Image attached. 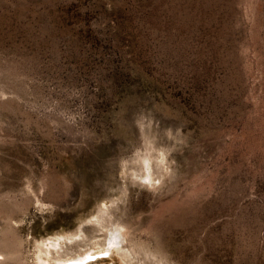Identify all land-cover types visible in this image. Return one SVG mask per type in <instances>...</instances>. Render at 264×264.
I'll use <instances>...</instances> for the list:
<instances>
[{"label": "rangeland", "instance_id": "rangeland-1", "mask_svg": "<svg viewBox=\"0 0 264 264\" xmlns=\"http://www.w3.org/2000/svg\"><path fill=\"white\" fill-rule=\"evenodd\" d=\"M107 207L135 264H264V0H0V264Z\"/></svg>", "mask_w": 264, "mask_h": 264}, {"label": "bare ground", "instance_id": "bare-ground-1", "mask_svg": "<svg viewBox=\"0 0 264 264\" xmlns=\"http://www.w3.org/2000/svg\"><path fill=\"white\" fill-rule=\"evenodd\" d=\"M154 157V156H153ZM152 157V158H153ZM150 156L148 157L147 155H138L137 159H138V164H139V168H140V173L142 171V169L144 170L145 169V172L147 173V171L151 168V162H152V159ZM158 158V157H157ZM152 159V160H151ZM155 159V158H154ZM129 162V161H128ZM133 164V163H132ZM137 164V165H138ZM141 165V167H140ZM153 168V167H152ZM158 168V167H157ZM159 169V168H158ZM139 170V169H138ZM137 171V170H136ZM138 172V171H137ZM144 172V173H145ZM153 173V172H152ZM139 174V173H138ZM146 175V174H145ZM152 175V174H151ZM138 177H141V178H144V174H140L138 175ZM149 177V175H148ZM146 179V178H145ZM148 180V179H147ZM108 208V207H107ZM111 208V207H110ZM116 208V207H115ZM102 212V215L100 216L99 214V218L97 220H95V224L98 226H100L101 230H109L108 231V236H109V241L108 242V250L105 251V252H110L112 253L111 251H114V249L116 251H118L120 254L123 255V259L127 262L130 263V264H135L133 262V258H131V254H130V251H127L126 247L122 245V241L120 240V235L121 237L122 236H126V231H123L124 229H126L125 226H123L120 222H118L117 224L114 223L113 219H111L113 216H114V209H107V210H103L101 211ZM100 212V213H101ZM116 214V213H115ZM116 219V218H115ZM113 220V221H112ZM118 220V218H117ZM112 222L110 223V227L112 226V229L109 228L108 224L109 222ZM118 226V228L116 227ZM115 227V228H113ZM100 230V231H101ZM96 232V231H95ZM89 234V233H88ZM96 236V235H95ZM84 237H87L85 236L84 234ZM73 239V238H72ZM59 240V239H58ZM52 241V243H43L39 246V263L40 264H50V262H52L53 260L55 261V264H86L87 262L93 260L94 257H101V256H104L103 254L100 255L101 252L99 255L96 254L94 256L91 255V254H88V258H85V259H82L83 257V254L81 256V254L79 253V255L75 256L76 258H74V256L72 255L73 252L69 253V251H71L73 248L69 246V243H71L73 240L77 241V239H73L71 242L69 241V243L66 241ZM73 241V243L76 244V242ZM80 241V240H78ZM83 242V241H82ZM122 242V243H121ZM101 244V243H100ZM79 245V244H78ZM99 245V244H97ZM96 245V246H97ZM69 246V247H68ZM72 246V245H71ZM95 246V247H96ZM106 246V245H104ZM128 246V245H127ZM80 247V246H79ZM107 247V246H106ZM100 248V247H99ZM103 248V247H102ZM90 249V248H89ZM104 249V248H103ZM98 250V248H97ZM73 251V250H72ZM93 251V250H92ZM91 251V252H92ZM104 251V250H102ZM74 252H76V250H74ZM135 252V251H134ZM107 253H104L107 255ZM78 254V253H77ZM58 255V256H57ZM75 255V254H74ZM133 255V254H132ZM70 256V257H68ZM82 257V258H81ZM111 257V256H110ZM123 260V261H124ZM144 261V260H143Z\"/></svg>", "mask_w": 264, "mask_h": 264}, {"label": "water", "instance_id": "water-1", "mask_svg": "<svg viewBox=\"0 0 264 264\" xmlns=\"http://www.w3.org/2000/svg\"><path fill=\"white\" fill-rule=\"evenodd\" d=\"M104 256L106 255V254H103Z\"/></svg>", "mask_w": 264, "mask_h": 264}]
</instances>
